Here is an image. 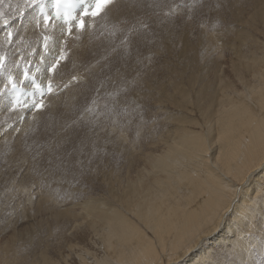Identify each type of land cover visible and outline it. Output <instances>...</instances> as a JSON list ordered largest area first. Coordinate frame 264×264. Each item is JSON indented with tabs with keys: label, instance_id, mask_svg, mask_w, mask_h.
<instances>
[{
	"label": "bare ground",
	"instance_id": "bare-ground-1",
	"mask_svg": "<svg viewBox=\"0 0 264 264\" xmlns=\"http://www.w3.org/2000/svg\"><path fill=\"white\" fill-rule=\"evenodd\" d=\"M5 1H6V5L10 4V7L12 8L11 11L13 10L12 13L14 15V18H17L20 24L23 22V24L26 26V28H24L25 29L24 31H26L27 33H29V35L32 36V31L35 29V27H37L44 35V37L41 39L36 38L33 41L31 40L32 41L31 46H29L30 39L28 37L27 38L29 40L27 39L25 43L22 42V44L24 43V45H26L25 47L28 46L26 49L27 50V53L25 55L26 57L25 56L22 57V55L18 57L17 56L14 57V55L10 56V54H9L10 58L9 56L8 58L4 56L6 58L5 59L6 71L0 72L1 97L3 94L4 95L7 94L6 100H4L3 102H1L2 99L0 98V116H1L0 118L2 119V122L1 120L0 122L5 123L6 122L5 119L7 118L12 121L14 120L16 121L17 119L16 116H20L27 119L26 120L27 122L25 124L30 125L35 123L34 120H36L37 118V111H38L37 109H35V107L34 109H32L31 106L33 105V101H35L36 103L42 101L41 103L47 107L50 100L54 99V97L60 91L66 89L69 84L71 83L73 84L75 82L80 83L82 81L80 79V74H82L83 72H88V73L96 72L99 68V61L102 62V60H99V58H94V54L90 50H86V51L81 50L82 54H78L75 50L76 47H72L70 48L71 52H69L68 54L62 53V44L64 43L60 42L58 38H56V35L52 33L56 30H62V28H67V27L76 28L77 29L76 31L78 32H85V31L87 32L89 29L99 31L102 29L105 23H109L107 26H109L112 23L114 24L115 21L121 20L118 19V15L115 18L116 13L114 14L111 13L112 15H109L108 18L104 20L103 24L99 23V25H95V22H97L98 19L102 20L101 18H104L103 16L105 15L106 12L110 11V8H112V6L115 5L118 7L120 4H122V0H111L110 3H107L103 6V8L100 10V13L98 15L84 17L85 26L83 28H79L76 22L63 23L60 22L58 19L53 18L54 10L53 9L51 10L50 7L53 5L54 0H42V2L40 0H37L36 3H32V0H5ZM157 4L159 5V3ZM136 6L138 8V5ZM41 7H43L44 9L43 13H41L40 11ZM121 10L122 9H120L119 12ZM129 10L130 7L128 11ZM124 11L125 13L127 12V10ZM138 13L139 12H137V14ZM120 14L123 15V13ZM45 15L50 17L47 24L44 23ZM122 15H120V17ZM14 18L12 19V21L15 20ZM109 19L115 21L114 22L112 21V23H110ZM108 20L109 22H106ZM105 28L106 27L104 26L103 29ZM150 28H149V32H151ZM14 29L15 27L12 30ZM116 29L114 28V31ZM124 30L126 29L124 28ZM112 34L109 35L108 33H106L105 37L106 35L107 37L108 35L111 37ZM96 35H98L97 32L95 34V37ZM100 36L102 39L103 34L102 35L100 34ZM4 37H6V35H4ZM45 37H47V41H45ZM13 39L7 41H12L11 43H13ZM101 39L100 38L98 39L100 40V43L102 42ZM105 40L106 38L104 39V41ZM219 40L220 41H218V43L220 45H218V47L220 46L221 49H218L220 51V54L219 57H217V59L221 58L225 50V49L223 50L224 44L221 43V39ZM91 41H93L92 38ZM45 43H47V47H45ZM94 43L96 44V41ZM38 44L45 48L46 53L40 55L39 58L36 59L33 57L32 54L34 50L38 48ZM91 46L88 48L91 49ZM25 47L23 49H25ZM210 47L212 50H214L213 49L214 45L213 47L212 46ZM14 48L20 49L21 47L17 46ZM12 49L8 51H10V53L12 51L13 53ZM257 49L261 50V52L259 53L260 54L262 53L264 55L263 47L256 48L255 51ZM113 50L114 49H111L108 55H111L114 52ZM206 51H207V47H206ZM229 51L231 50L229 49ZM158 54L156 53V55ZM243 55H248V54L243 53ZM105 56H107V53ZM105 58L103 59V61H105ZM246 58L247 57L245 56H241L239 57V59L235 61L234 60L232 61L230 59L231 61H229L230 62L229 65L222 64L223 66L219 68L217 67L220 71L218 70L215 76L214 73H211L212 75L211 77L213 78V80H219V81L213 82L212 79H210V81L213 82L212 86L214 91L212 92L210 90L209 86L211 85L209 86L207 85L211 93L208 92L210 95L206 94L208 95V98H206L207 96L205 97V95L203 96L206 98V103L205 101L203 103L205 105L202 104L203 107L198 105L197 109H200V107L202 109L199 112H197L198 113L197 121L190 120L188 122H178V123L174 121L176 124H173V126L172 123H169L168 121V123L171 125L166 126L168 123L166 125L165 123H162V121L164 120L162 118L161 123L160 122L158 123H160L162 127L164 124L167 129H164L163 131H160V129H158L159 132L158 134L156 132V135L154 132H152L150 136L151 140L147 142L145 146L139 147L140 144L137 145L135 143L132 145L130 144L131 145V147L129 146L130 150L129 149L127 150L129 151L127 152V155H129L130 157L129 160L126 162V164L123 165L126 166L123 175L122 176L119 175L118 177L117 174L112 172L113 170H111V174L109 177L113 178L114 176L116 178L115 180L116 182H112L111 179L110 181L107 180L105 181L106 183L105 186L106 187L109 186L107 189L108 194L106 196H102V197L99 196V198H94V197H87L85 194H81L82 196L80 197L82 199L80 200L79 197L77 198L80 200V202H76L74 200L71 204H69L70 200H73V198L72 199L69 198L70 199L68 200L69 202L68 207L70 206L69 209L61 210V211L55 210L56 208L58 209V207L60 208V206L55 207L57 205L55 204L56 202L55 203L52 202L55 201V197L53 198L55 192L53 193L54 194L53 196L51 195L52 198L54 199L52 200L50 198L52 200L51 202H49L46 199V197H42L43 199L40 202L39 201L38 202L40 203V205L44 204L45 206L44 212L48 213L52 211L51 216H54L53 219L55 218L54 220L55 226L53 231L51 232L52 236H49L50 234L49 235L46 234L42 238L39 244L40 251L38 250L40 253L39 255L33 257V260L29 262V264H205L208 261L209 264H252L250 263L252 254L256 253L260 248L258 245H261V243H259L260 240H258L260 236H257L258 231H256L257 230L256 222L258 218L261 217L259 211L262 210L264 213V192H263L264 191V57L259 56L258 58L260 61L255 59L246 60ZM53 64H55V68L52 67ZM25 71H27L28 73L27 79L24 76ZM9 76L11 77L12 82L16 84V89H22L27 92L35 90V88L30 84L32 78H34L37 81V84H40L44 89H48L50 85L51 91L50 93H47L44 96V98L36 95L34 96V99L32 100L30 99L26 101L24 104H19L18 106L16 105V107L13 108L12 105L14 102L12 98L14 97L15 92H12V88H11L12 84L8 82ZM206 77L207 76H205V78ZM78 79H80L81 81H78ZM206 80L207 79H205L204 81ZM194 81L191 83L195 84ZM195 86L198 87L197 85ZM6 87L8 88L7 91H6ZM189 89H191V87ZM197 89H199V87ZM203 89L201 90L200 93L204 91ZM215 89H218L219 92H215L216 91ZM173 91L174 90H172V92ZM183 91L184 94L187 93L186 89ZM197 91L193 92V94L196 93ZM172 94L179 95L180 93L177 92V94L176 93H172ZM184 94L182 95V97L183 96L185 97ZM129 95H132V93H130ZM191 95L192 94H190V96ZM196 96L197 95L195 94V98L197 99ZM130 98L128 100V103L130 101L129 106L126 105L127 103H125V105L128 107V109H131L130 111L132 113V111H134L133 109L137 108L135 107V104L137 103L135 104L131 103L132 100H130ZM178 98H180V96ZM200 98L198 97V99ZM205 98L204 99L201 98V99L205 100ZM184 99L185 98H183L182 100ZM126 100L127 99H125L124 102ZM175 100L176 102L180 101L177 99ZM187 100L185 99V102ZM191 101L194 100L191 99ZM85 102H87V100ZM124 102L122 105H124ZM149 103L151 104L150 101ZM198 104L200 103L198 102ZM137 105H140V103ZM185 105L183 106V108L185 107ZM175 106L178 108L179 105L178 106L175 105ZM194 106H197L195 105V102H194ZM194 106L192 107L193 111L195 110ZM190 107L189 109H191ZM123 108L124 106L120 110H122ZM53 109L54 106H51L50 110ZM154 109L155 110L157 109L156 106ZM186 109H188V107ZM167 110L169 112V109ZM140 112H142V110ZM165 112L167 113V111ZM159 114L162 115L161 113H158V115ZM195 114L196 113H194V115ZM163 115L166 116L165 114ZM52 116H54V114ZM157 118L159 119L158 116ZM173 118L174 117H172V120H174ZM37 119L39 120L41 119V121L43 120L41 117ZM160 124L159 126H161ZM30 126L29 128H31ZM159 126L157 127L159 128ZM26 129L28 130V128ZM116 129L119 131L118 126L116 127ZM90 133L92 134V132ZM28 134H30V132ZM120 135L121 137L126 138V135L125 137L122 134ZM113 138L116 139V137ZM146 138L147 137H145V140ZM114 141H117V139ZM101 142H103L102 139ZM51 155L53 156V154ZM17 156L13 157L12 155L13 158ZM117 158H119V156ZM49 159L50 158H48V160ZM70 160L71 159L67 161ZM49 161L51 162V160ZM99 161H97V163ZM122 162L123 161H121V163ZM59 163L56 164L58 165ZM12 164H14V162H12ZM65 164L66 161L64 165ZM73 164L70 165L71 168L73 167L72 166ZM70 166L69 167L67 166V169L70 168ZM120 166H122V164H120ZM17 168H19V165L17 166ZM49 168H51V166ZM12 169L14 170V168ZM79 170L82 171V169ZM50 172L47 171L46 173L50 174ZM38 173L40 174V171H38L37 174ZM43 173L45 172L43 171ZM54 173L55 170L52 174ZM79 173L82 174L83 171L82 173L81 172ZM2 174H4V176L6 175V173L4 172H2ZM34 177L38 178L37 175H35ZM38 179L40 180V177ZM79 179L84 180V178L82 179L81 177ZM79 179L78 181H80ZM73 180L75 181L77 180V178ZM86 181L88 183V180ZM48 184L46 183L45 185ZM41 185L43 184H40L39 187ZM117 185L118 188H116ZM47 187H44L47 189V191L52 190V189L49 190ZM44 188L43 191H45ZM49 188H55V187L52 186ZM16 190L18 191L20 189H18L17 187ZM14 192L15 191H13V193ZM6 193L3 192V194ZM94 195L96 196V194ZM0 199H2V196ZM65 202L67 203V201ZM53 206L55 207V209L53 208ZM41 207L42 206H40L39 210L41 209ZM226 228L228 229L227 232H225ZM254 232H256L257 234ZM262 232L259 233L261 234V236H262ZM225 234H229L233 236L228 240H225L226 236L225 238L223 237V235ZM50 237L53 238L50 239Z\"/></svg>",
	"mask_w": 264,
	"mask_h": 264
},
{
	"label": "rangeland",
	"instance_id": "rangeland-1",
	"mask_svg": "<svg viewBox=\"0 0 264 264\" xmlns=\"http://www.w3.org/2000/svg\"><path fill=\"white\" fill-rule=\"evenodd\" d=\"M135 3L136 5H138V8L135 5ZM157 3H159V5ZM131 5H133L135 8ZM129 7L130 10L128 11ZM11 9L12 8L10 7V4L6 5L5 0L4 1L0 0V34H1L0 54H2L3 51V54L0 56H5L8 58L10 54V56L14 55V57L15 56L18 57L20 55H22L23 57L26 55L27 53L26 49L28 47V46L25 47L26 46L24 45L25 41L29 38L30 39L29 46H31L33 40H35L36 38L41 39L44 37V35L37 27H35V29L32 31V36L29 35V33L24 31L25 30L24 28H26V26L23 24V22L20 24L19 20H17V18H14V15L12 13L13 10L11 11ZM120 9L122 10L119 12ZM124 10H127V12L125 13ZM137 12H139L140 14L139 13L137 14ZM111 13L113 14L116 13L115 18L118 15V19H121L120 20L121 22L118 21L117 19H116L117 21L109 19L110 23H112V21L113 22L115 21L114 22L115 26L113 23L110 24L109 26H107L109 23H105L102 29L104 28V26L106 28L103 29V31L102 29L99 31L89 29L87 32L86 31L78 32L76 31L77 30L76 28H71V31H69V27H67V28H62V30H56L52 33L56 35V38H58L60 42L64 43L62 44V53L68 54L69 52H71L70 48L72 47H76L75 50L78 54H82V51L90 50L91 52H93L94 58H99V60H102V62L99 61V68L96 72H94L95 74L92 72L90 73L83 72L82 74H80V79L82 81L78 79V81H81L80 83L75 82L73 84L72 83L69 84L66 89L60 91L54 97V99L50 100L47 107L41 103L42 101L38 103L41 106L39 108L35 107V109L38 110L37 118L41 117L44 120V123L43 120L41 121V119L39 120L36 118V120H34L36 124L33 123L34 125L30 124L31 125L30 126L29 124H25L27 122L26 121L27 119L16 115H15L17 117L16 121L15 120L12 121L7 118L5 119L6 121L5 123H1L2 119L0 118L1 120L0 144H2L0 145V173L1 174L2 172L6 173L5 176L4 174H2L3 176L0 174V183H2L0 184V187L2 188V189L0 188L1 189L0 198L2 196L3 199V200L0 199L1 201L0 202V257H1L0 264H29V262L33 260V257L39 255L40 253L39 244L42 238L46 234L48 235L50 234L49 236H52L51 232L53 231L55 226V222H54L55 218L53 219L54 216H51L52 211L48 213L44 212V207H45L44 204L40 205L39 203L43 199L42 197H46V199L49 202L54 200L53 198L55 197V201L52 202L53 203L56 202L55 204L57 205L55 207L60 206V208L58 207V209L57 208L55 209L54 206L53 208L55 210L61 211V210L69 209L70 206L68 207V203H69L68 200L72 198L73 200H70L69 204H71L74 200L76 202H80V200L82 199L80 197L82 196L81 194H85L87 197H94V198H99V196L100 197L106 196L108 194L107 189L109 186L107 187L105 186L106 184L105 181L106 180L110 181L111 179L112 182H116L115 181L116 178L114 176L113 178L109 177L111 174V170H113L112 172L116 173L118 177L119 175L120 176L123 175L126 167L123 165L126 164V162L129 160L130 157L129 155H127V152H129L127 150L128 149L130 150L129 146L131 147V145L134 143L136 145L140 144L139 147L145 146L147 142L151 140L150 136L152 132H154L155 135L156 132L158 134L159 132L158 129H160V131L167 129L166 126L171 125L169 123H172L173 126V124H176L178 122H188L190 120L197 121L198 118L197 112H199L202 109L201 107H203L202 104L204 103V101L206 103V98H208V95H210L208 92H210V90L212 92L214 91L212 83L214 81L217 82L219 81V80H213V78L211 77L212 76L211 73H214L215 76L216 72H218L219 70L218 68L223 66L222 64L229 65L230 63L229 61L231 60L235 61L239 59V57L241 56L247 57L246 60L255 59L258 61H260L258 58L259 56L264 57L262 53L261 54L259 53L261 52V50L257 49L256 51L258 53L255 51L256 48H260V47L264 48V15H263L264 0H173V2L172 0H156V1L155 0H144V1L122 0V4H120L118 7L115 5L112 6V8H110V11L105 13L106 16L105 15L103 16L105 19L104 18H101L102 20L98 19L97 22H95V25H99V23L103 24L104 20H106L109 15H112ZM120 13H123V15ZM119 14L122 16L120 17ZM12 17L15 20L12 21L13 19ZM153 18L155 19V22ZM147 19L150 23L147 21ZM109 20L106 22H109ZM12 27L13 28L15 27V29L12 30L13 29ZM109 27L111 28V30ZM114 28L115 29L117 28L116 29L117 33L116 30L114 31ZM124 28L126 30H124ZM149 28L151 32H149ZM111 31L113 34L111 33ZM9 32H11L12 36L13 35L14 36L9 37L8 36ZM96 32L98 35H96L95 37ZM103 32L105 34L108 33L109 35L112 34L111 37L108 35L110 39L107 37V35L105 37V34ZM100 34L101 35L103 34L102 39ZM4 35H6V37H4ZM98 37L102 40L101 43L100 40H98L99 39ZM91 38L94 42L96 41V44L93 41H91ZM105 38L106 40L104 41ZM218 38L221 39V43L224 44L223 50L225 49L220 58L221 60L219 58L217 59V57H219L220 54V51L218 49H221L220 46L218 47V45H220L218 43V41H220ZM12 39H13V43H11L12 41H7ZM6 42L9 44H7ZM22 42L24 43L22 44ZM91 42H93L94 45ZM97 43L99 44V46ZM213 45H214L213 48L214 50H212L210 47V46L213 47ZM6 46L8 49L6 48ZM17 46L21 48L20 49L14 48ZM90 46L91 49L88 48ZM10 47L11 49L13 48L12 49L13 53L12 51L11 53L10 51H8L11 50ZM24 47L25 49H23ZM206 47H207V51H206ZM111 49H114L113 50L114 52L111 55H108ZM229 49L231 51H229ZM45 51H46L45 48L38 44V48L34 50L32 55L34 58L37 59L39 58L40 55L46 53ZM235 52L237 55L235 54ZM106 53L107 56H105ZM156 53L159 54L156 55ZM243 53L244 54L247 53L248 55H243ZM104 58L105 61H103ZM100 65L102 68L100 67ZM145 66H147L148 69ZM194 73L197 75H195ZM205 76L207 77L205 78ZM205 79L207 80L209 79V80L204 81ZM210 79H212L213 82H211ZM193 81L195 84L191 83ZM195 85H197L199 89L204 88L203 90L205 91V93L204 91L200 93L202 89H200L199 91V89H197L198 87H196ZM199 85H201L202 87ZM207 85L208 86L211 85L209 86L210 90ZM189 86L191 87V89H189L190 88ZM183 87L186 89L187 93L186 91L185 93L187 95L184 94L183 90L185 89ZM192 88L193 89L195 88L194 90L195 91L198 90V91L193 94V92L195 91ZM7 89L8 88L6 87V91ZM167 89L170 90L172 89L174 91L172 92V90L170 91ZM215 90H216L215 92H219L218 89ZM177 92L180 93L181 95L180 94L178 95ZM130 93H132V95H129ZM172 93H176L177 95ZM183 94L185 95V97L184 96L182 97ZM190 94H192L191 95L192 98ZM195 94L197 95L196 96L197 99L195 98ZM6 95L7 94L5 95L3 94L1 97L0 94V98L2 99L1 102L6 100ZM204 95L205 97L206 96L207 97L206 98L203 97ZM179 96L180 98H178ZM198 97L199 98L201 97L203 99L205 98V100L201 98L200 100L198 99ZM129 98L130 100H132L131 103L133 104L140 103V105L135 104V107L137 108L133 109L134 111L135 110L136 111L135 112L132 111V113L130 111L131 109H128L127 107L129 106L130 103V101L128 103ZM181 98L182 99L185 98L186 100L187 99L188 100L185 102V99L182 100ZM125 99L127 100L124 102ZM171 99L172 100L177 99L180 101L176 102V100L172 101ZM191 99L194 101H191ZM86 100L87 102H85ZM149 101L151 102V104L149 103ZM197 101L200 104H198ZM123 102L124 105H122ZM194 102L195 105L197 106H194ZM125 103H127L126 104L127 106L125 105ZM185 104L187 105L188 109H186L187 107ZM175 105L177 106L179 105L178 108ZM184 105L186 108L185 107L183 108ZM198 105L201 106V107L199 106L200 109H197ZM51 106H54L53 110H50ZM123 106H124L123 108L124 110L123 109L120 110ZM155 106L157 108L156 109L157 112L161 113L162 115L160 114L158 115V113L154 109ZM193 106L195 107L196 110V111L194 110L195 112L193 111L192 108ZM31 107L32 109H34L33 105ZM189 107L192 110L189 109ZM82 108L84 109V111ZM137 109L139 112L137 111ZM167 109H169V112ZM141 110L142 112H140ZM188 110L191 111L189 112ZM165 111H167V113ZM168 113L169 114L172 113V114L169 115ZM194 113L196 114L194 115ZM53 114L54 116H52ZM163 114H165L166 116H164ZM157 116L159 117V119L157 118ZM172 117H174L173 118L174 120H172ZM162 118L166 121L164 120L162 121ZM38 120L40 121V123ZM161 121L162 123H165V125L169 121L168 123L169 125L167 124L165 126L163 124V127L165 126L163 128L162 125L160 124ZM159 124L161 126H159ZM29 126L32 128V130L31 128H29ZM117 126L119 127V131L116 129ZM157 126H159V128ZM26 128H28L29 131ZM29 132L31 135L28 134ZM90 132H92V134ZM120 134H122L124 137L126 135V138L121 137ZM113 137H116L117 141L118 140L120 141L118 142L114 141L116 139ZM145 137H147L148 139L146 138L145 140ZM101 139L103 142L104 141L105 142L104 143L101 142ZM110 140H112L113 142ZM50 153L53 154V156ZM12 155L13 157L17 155L18 156L13 158ZM118 156L119 158H117ZM48 158H50L49 160H51V162L48 160ZM103 158H105L106 161ZM69 159H71L70 160L71 162L67 161ZM65 161L66 164L64 165ZM97 161L99 162L97 163ZM121 161L123 162L121 163ZM12 162L16 164L14 165L12 164ZM56 163H59L58 164L59 166ZM71 164H73L72 168L70 166ZM120 164H122V166H120ZM16 165L17 166L19 165V168H17ZM50 166L52 170L51 168H49ZM67 166L68 167L70 166V168L67 169ZM11 167L14 168V170ZM79 169H82L83 173ZM54 170L55 173L52 174ZM78 170L83 175L80 174ZM36 171L37 172L40 171V174L39 173L37 174ZM43 171L45 173H43ZM47 171L49 172L51 171L50 172L51 175L49 173H46ZM35 175H37L38 178L40 177V180L37 177L35 178L34 177ZM39 175H41L42 177ZM80 177L82 179L84 178V180H80L79 179ZM76 178L77 180L74 181L73 179ZM78 179L80 181H78ZM86 180H88V183ZM46 183L49 184L45 185ZM40 184H43L41 185L43 188L51 184L52 185L49 187L53 186L55 188L47 187L49 190L52 189L51 190L52 192L47 191L46 188H44L45 191H43V188L41 186L39 187ZM17 187L18 189H20L18 190L19 192L16 190ZM116 188H118V185ZM13 191L15 192L13 193ZM3 192L5 193L8 192V193L3 194ZM94 194H96V196ZM51 195L52 196L54 195L53 198ZM78 197L80 200L77 199ZM65 201H67V203ZM40 206H42L43 208L41 207V209L39 210ZM259 214L261 216L259 217L262 219L258 218L256 222V227H257L256 231H258L257 232L258 234L261 233L262 231L263 232H262V236L261 234L258 235L256 232H254L257 234V236H260L258 240H260L259 243H261V245H258L260 248L256 253L252 254V257L250 259V263L252 264H258L257 262L262 257H264V247H262L264 246V226H263L264 213L262 210H260ZM259 227H261L262 230ZM227 230L228 229L226 228L225 232H227ZM232 236L233 235H229V234L223 235L225 240H228ZM52 238L53 237H50V239ZM208 262L205 264H209Z\"/></svg>",
	"mask_w": 264,
	"mask_h": 264
},
{
	"label": "snow or ice",
	"instance_id": "snow-or-ice-1",
	"mask_svg": "<svg viewBox=\"0 0 264 264\" xmlns=\"http://www.w3.org/2000/svg\"><path fill=\"white\" fill-rule=\"evenodd\" d=\"M37 0H32V3H36ZM42 2V0H41ZM111 0H56L54 7L56 8V15L57 18H63L65 23H70L72 21H75L77 26L79 28H83L85 26L84 17L87 16H96L100 13V10L103 8V6L107 3H110ZM76 9H80V16L79 19L73 13L76 11ZM41 13L44 12L43 7L40 8ZM50 17L47 15L44 16V23L47 24ZM6 23V21H5ZM69 31H71V27L69 28ZM8 36L11 37L12 33L9 32ZM45 41H47V37H45ZM45 47H47V43H45ZM5 57L0 56V72L6 71V64H5ZM58 63V60H57ZM55 68V64L52 66ZM24 76L27 79L28 73L27 71L24 72ZM9 83L12 84L13 90L16 88V84L12 82L11 77L9 76ZM34 88L40 92L41 95H43V89L40 84H36L34 82ZM49 91H51V86L49 85L48 88ZM19 102V97L16 98V102L13 103L12 107H16V103ZM41 105L33 101V107L39 108ZM258 264H264V257H262Z\"/></svg>",
	"mask_w": 264,
	"mask_h": 264
},
{
	"label": "water",
	"instance_id": "water-1",
	"mask_svg": "<svg viewBox=\"0 0 264 264\" xmlns=\"http://www.w3.org/2000/svg\"><path fill=\"white\" fill-rule=\"evenodd\" d=\"M55 2H56V0L53 1V7H54V5H55ZM21 94H22L24 97H25V96H30V95H32V94L27 93V92H24V91H22Z\"/></svg>",
	"mask_w": 264,
	"mask_h": 264
}]
</instances>
